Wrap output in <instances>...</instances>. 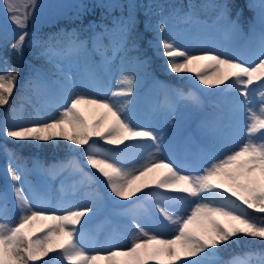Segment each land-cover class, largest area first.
Segmentation results:
<instances>
[{"label": "snow or ice", "instance_id": "1", "mask_svg": "<svg viewBox=\"0 0 264 264\" xmlns=\"http://www.w3.org/2000/svg\"><path fill=\"white\" fill-rule=\"evenodd\" d=\"M3 7L6 18L19 30L11 46L17 55L22 56L28 40L27 23L32 15L28 9L38 7L37 0H3ZM258 8L257 23L251 30L257 48L253 53L254 62H245L228 51L208 48H202L198 53L191 51L178 45L169 34L167 18L157 25L156 47L166 58L167 70L178 76L191 75L200 85L217 89L221 95L236 94L228 116L227 126L232 129L230 135L240 130L238 122L241 117L245 121L246 135L242 140L232 148L224 149L222 146L220 154L210 155L207 166L196 172L165 158V137L159 131L133 121L128 107L131 100L106 99L78 91V85L68 73H61L60 79L52 82L57 87L51 89L50 85L43 83L41 71L33 70L27 85L44 86L54 91L58 114L31 122H16L13 118L0 127L3 136L35 144L64 140L78 149L82 148L87 165L98 174L89 179L102 183L111 196L132 201L143 213L129 216L132 235L128 246H113L90 253L83 246L81 229L77 226L86 223V214H90L92 208L72 205L59 214L50 211L45 206L46 194L43 191L30 187L31 197L26 194L23 185L27 183L29 170L9 163L7 173L14 195L15 215L9 218L8 193L0 192V264H37L50 253L58 254L65 264H203L204 257L217 255L243 238L259 239L264 243V217L253 219L248 212L253 210L264 214V95L258 109L249 107V86L258 81L264 87V0ZM220 9L219 18L227 20L231 33L238 34L241 13H236L237 20H230L228 5H220ZM170 15L185 23L195 20L193 12L178 17L174 9ZM134 27L131 16L116 25V47L120 51H129ZM103 36V32L95 33L94 39L98 41ZM136 47L135 43L131 44L132 49ZM84 49L85 42L73 33L64 50L49 45L43 47L39 54L52 62L77 55ZM134 63V71L147 70L145 61L137 58ZM18 77L19 73L12 66H7L0 73V106L9 103ZM120 83L123 87L113 92L112 97H132L136 75L125 71ZM163 90L166 96L174 94L178 99L200 103L199 97L185 96L178 89ZM167 107L173 111L175 105L168 104ZM97 139L108 145L124 147L118 152H102L96 148ZM133 148L139 150L142 160L135 168L121 162ZM8 155L10 161L18 159L14 153ZM34 168L42 176L55 174V166L45 167L37 162ZM153 188L156 189L153 195L158 199L145 207L143 201L148 194L144 190ZM159 190L174 195L165 196ZM138 193H144V196H138ZM32 200L37 203L33 204ZM185 203L190 205L188 209L179 206L171 209V205ZM154 212L167 222L166 225L161 222L160 227L168 229L170 235L145 225L142 217ZM82 218L85 219L82 221ZM238 261V257H233L222 264H238Z\"/></svg>", "mask_w": 264, "mask_h": 264}, {"label": "rangeland", "instance_id": "2", "mask_svg": "<svg viewBox=\"0 0 264 264\" xmlns=\"http://www.w3.org/2000/svg\"><path fill=\"white\" fill-rule=\"evenodd\" d=\"M179 0H37V5L32 12L27 23L28 40L24 47L23 55H17L12 48L19 30L12 24L5 15L3 0H0V36H5L0 46V73H3L7 66H12L19 73L16 88L12 96L15 101L4 106H0V127L6 121L11 122L15 118L16 122H31L48 119L56 116L55 107L57 97L55 92L44 86L29 87L26 83L28 77L35 69H39L43 74L42 81L50 85L51 89L57 86L53 81L60 79L61 73H68L73 81L78 85V91H87L96 95H101L112 100H131L128 106L133 121L141 126L151 127L159 131L164 137L167 151L164 153L166 159H172L182 164L188 171L196 172L207 166L210 155H219L222 150L232 148L246 135L245 121L241 117L238 122L240 129L234 135L232 129L228 127L229 110L234 103V93L219 94L217 89L207 88L200 85L191 75L178 76L171 73L166 67V58L159 54L156 47L158 35L157 25L167 18L169 34L175 38L178 45L188 47L189 50L200 52L202 48L214 49L217 51H228L234 53L237 58L245 62H254L253 53L256 52V41L252 37V26L257 23L261 0H247V7L253 10L252 17L247 19L245 25L239 22L240 32L233 34L228 28L227 20L220 17V4L217 9V16L212 21L201 20L195 17L191 23H185L180 18H174L170 14L175 9L178 17L184 13L191 12ZM215 1H210L213 4ZM116 3L130 5L132 12L126 17L120 16L113 19L110 26H104L100 30L95 29L92 23L90 26V36L88 39H80L85 42V49L77 55H68L56 61H48L40 56V51L45 46H51L57 50H64L69 45V36L64 44L56 46L53 43H45L38 46L31 42V38L43 24L51 23L62 17H72L76 13L91 11L94 6L112 9ZM256 5L257 7H252ZM193 9V7H191ZM139 11L144 14L143 34L133 31L129 40V51H120L116 47L117 36L114 29L119 21L132 17L134 24L135 14ZM228 19L237 20L228 15ZM136 26V25H135ZM257 31H259L257 25ZM104 33L101 40H95V33ZM58 42V40H55ZM135 43L137 47L131 48ZM151 50V53L149 52ZM154 57V58H152ZM145 61L146 71H134L135 59ZM7 62V64L5 63ZM136 75L134 94L132 97H112V93L121 90L123 85L120 78L124 72ZM94 76V79L92 78ZM166 76H173L169 79ZM160 85L161 87H157ZM163 89H178L187 96L188 94L199 97L200 103L195 104L188 99H178L174 94L165 95ZM264 95V87L260 82H254L249 86V107L258 109L260 101ZM242 99V97H241ZM168 104H174L175 108L170 111ZM216 117L222 119L217 120ZM128 143V142H126ZM11 144V145H8ZM44 147L51 148L45 149ZM123 145H108L104 141L96 140V148L99 151L118 152ZM12 148L21 151L23 148L30 153L24 162L9 160V153ZM44 150V151H43ZM43 152V154H40ZM63 158L61 157V155ZM4 158H3V156ZM47 155L53 160H47ZM146 155V153H145ZM39 162L45 167L55 166V174L52 176H42L34 168V164ZM127 167H138L142 163L139 150L133 148L129 150L121 161ZM9 163L23 166L27 172V183L23 185L29 197L32 193L30 187H35L43 191L45 196V206L50 211H57L58 214L63 209L72 205L89 206L92 208L90 214H86V223L77 226L81 229L83 246L90 253L105 251L113 246H128L132 232L130 231L129 216L143 213L142 209L134 206L132 201L120 200L109 194L108 189L102 183H95L89 177L96 176L94 170L87 165L84 150L70 145L69 142L60 140L58 143H27L14 141L3 136L0 132V177L3 179L0 192H7L9 198L8 215L14 218V195L10 187L11 181L7 173ZM156 189H145V207L154 203L158 198L153 195ZM165 196H172L173 193L166 190H159ZM138 193V196H144ZM136 198L134 197L133 200ZM36 204V200L31 201ZM141 203V201H137ZM188 209L190 205H171V209L176 207ZM145 225L154 231H164L166 235L171 232L168 229H161L160 225L166 221L154 212L150 216L142 217ZM85 218H82V221ZM170 227V226H169ZM232 259V258H231ZM230 259V260H231ZM221 260L220 256L208 255L203 258V264H217ZM65 264L60 256L50 253L37 264ZM238 264H264L260 262H247L239 258Z\"/></svg>", "mask_w": 264, "mask_h": 264}, {"label": "trees", "instance_id": "3", "mask_svg": "<svg viewBox=\"0 0 264 264\" xmlns=\"http://www.w3.org/2000/svg\"><path fill=\"white\" fill-rule=\"evenodd\" d=\"M183 4L189 5L194 8L192 11L194 15H197L201 19L212 20L214 16L217 14V7L209 4L210 0H180ZM220 3L223 5H228L230 16L236 17V13L240 12L241 15L239 17V21L246 23V19H249L252 16V10L247 8V0H220ZM114 4V3H113ZM130 12H132L130 5H122L121 7L116 3L112 5V9H107L106 7L99 8L98 6H94L91 11L79 12L76 13L72 17H62L51 23L43 24L37 30H35L33 37L31 38V42L35 43L37 46L45 44V43H53L58 46L61 42L65 41L67 38V33L70 30H74V34L79 38H88L90 34V26L93 23L96 28H100L101 25L111 24L112 20L116 17L123 16L126 17ZM136 16L135 28L137 33L143 34V19L144 14L142 11H139ZM135 32V30H134ZM5 36H0V46L2 47V41L5 40ZM58 42H55V40ZM151 53V50H149ZM154 58V57H152ZM169 79H174L173 76H166ZM11 102L15 101V96L10 98ZM11 145V144H8ZM45 149H50L44 147ZM12 153L18 158L17 161H24L29 155V151L24 148L21 151L12 148ZM44 151V150H43ZM43 154V152H40ZM61 155V154H60ZM3 156V155H2ZM4 158V156H3ZM49 159V157H47ZM52 159V158H51ZM249 212V211H248ZM249 215L253 219L259 220L261 217H264V214L257 212H249ZM224 259L228 256L239 254L245 257L248 260H264V243H262L259 239L253 238H243L239 243L231 245L229 248L224 249L219 252ZM245 253H253L251 256H245Z\"/></svg>", "mask_w": 264, "mask_h": 264}]
</instances>
